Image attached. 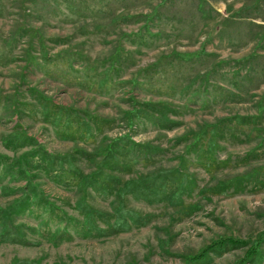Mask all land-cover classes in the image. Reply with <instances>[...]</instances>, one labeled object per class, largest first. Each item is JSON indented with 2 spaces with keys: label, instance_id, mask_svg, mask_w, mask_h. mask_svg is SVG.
<instances>
[{
  "label": "rangeland",
  "instance_id": "1",
  "mask_svg": "<svg viewBox=\"0 0 264 264\" xmlns=\"http://www.w3.org/2000/svg\"><path fill=\"white\" fill-rule=\"evenodd\" d=\"M203 50L199 59L180 60ZM136 110L149 119L138 120ZM160 116L176 126L150 123ZM234 116L255 119L248 127L230 122L222 128L238 132V138L219 140L221 149L209 167L206 154L199 157L188 145L195 133ZM24 136L35 142L23 143ZM127 136L165 153L147 158L132 152L126 158L129 172L119 166L110 173L127 184L157 169L179 168L204 194L194 193L178 208L130 197L128 208L151 216L147 225L105 237L69 227L71 238L59 245L41 235L49 215L33 206L14 219L26 226L27 243L0 242V264H235L243 259L248 247L231 246L189 262L221 239L252 242L264 232V0H0V155L5 156L0 210L25 193L26 179L17 174L23 153L37 147L54 155L87 152L94 161L77 154L75 163L90 175L106 156L100 150ZM34 166H28L33 182L76 220H83L75 210L83 197L109 213L119 203L112 194L89 189L84 195L79 187L58 185L41 165ZM256 168L263 184L258 191L253 186L217 191L220 182ZM47 222L42 233L60 226L51 217ZM261 249L264 257V245Z\"/></svg>",
  "mask_w": 264,
  "mask_h": 264
},
{
  "label": "trees",
  "instance_id": "2",
  "mask_svg": "<svg viewBox=\"0 0 264 264\" xmlns=\"http://www.w3.org/2000/svg\"><path fill=\"white\" fill-rule=\"evenodd\" d=\"M139 35L140 34L132 36L136 37ZM202 53L203 54L199 53L197 55L186 54L185 56L181 55L179 57L180 60L182 59L181 61H193V59H199V57L206 54L204 50ZM57 110L62 112V114H65V112L71 114L70 111L65 108L61 110V108L57 107ZM137 111L139 110H136L134 114L138 120L149 119L147 116H143ZM69 117L73 118L72 115H69ZM254 119V116H234L231 119L221 120L214 125H208L201 133L194 134L195 141L190 146L188 145V149L197 151L198 156L202 158L203 154H206L204 163L209 167L213 166L215 160H212V156L216 151L221 149L219 140L228 139V137L234 140L238 138V132L232 131L228 133L227 129L223 131L222 128L230 122L240 127H248L254 123ZM149 121L163 129L176 126L174 122L163 116L150 118ZM94 122H96L95 125L97 127L103 125V123L97 124L96 120H94ZM83 123L87 130V134L90 137L94 136L91 123L86 120ZM131 125H133L132 122ZM189 138L190 136L184 139L188 140ZM23 139V143L31 144L35 142L33 138L28 136H24ZM184 142L185 141L182 143ZM23 146L24 144H21L19 147ZM198 146L201 147L198 148ZM100 152L106 153V156L98 163L97 171H94L90 175L82 173L75 163L77 154L85 155L89 160L94 161L92 155H89L87 152L77 151L54 155L42 147H37L23 153L18 162L20 164V172H17V174L19 173V177L26 179V185L24 187L25 193L22 198L13 203L9 208L0 210V221L3 222V229L0 232V242L17 245H24V243H27L24 240L25 233L23 231V228L25 230L26 226L22 227L15 225L14 219L25 214V212L33 206L44 209L45 213L49 215L48 219L51 217L60 224L57 230L52 231V228H49L46 229L45 233H42L41 229L47 227L49 224L47 219L43 222L39 230L41 235L47 237L49 243L59 245L71 238L69 227L82 229L86 234L93 237H105L128 232L135 226L147 225V223L151 221V216L143 215L128 208L127 202L130 197L139 201H144L149 205L166 204L172 208H178L185 207V198L192 197L194 193L198 195L204 194V189H201L195 182V178L188 172L179 168L170 170L164 168L157 169L146 175L134 178L127 184L115 174L110 173L115 168H119V166L126 169V164H130L126 158L127 156L130 158L132 152L139 154V156L143 155L144 157L151 158L155 155L165 153V150L160 147H155L148 143H136L132 141L130 136H127L113 140L102 148ZM253 153H256V151H253ZM1 158L4 159L5 156L0 155V159ZM1 162H3L4 166H8L12 169L17 167L14 163H9L8 160H2ZM31 163L35 165L34 167L41 165V168L48 177L58 185L79 187L80 192H83L84 195L88 194L89 189L90 191L102 195L112 194L116 196L119 203H117L114 208L115 210L113 209V212L109 213L94 208L88 203L87 199L83 197L75 206V210L83 217V220H76L51 202L44 191L33 182V176L28 169ZM125 171L129 172L127 169ZM207 171L212 172L213 170ZM259 173L260 172L257 171L256 168L245 175L229 178L220 182V184L216 186V189L218 192L225 194L227 190L238 192L243 191L249 186H253V189L258 191L263 185L261 181L256 178ZM262 245H264V232L252 242L234 238L221 239L216 242L214 246H210L204 251H201L195 258H190L189 262L193 261L192 263H195V261L199 260L204 261L209 258L211 253L222 252L224 249L231 246H241L248 247V250L246 251V256L235 264H251L254 261L263 264L264 257L261 249ZM13 264L37 263L16 260Z\"/></svg>",
  "mask_w": 264,
  "mask_h": 264
}]
</instances>
